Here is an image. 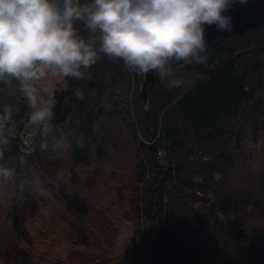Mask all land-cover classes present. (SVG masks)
I'll list each match as a JSON object with an SVG mask.
<instances>
[{
  "label": "trees",
  "instance_id": "1",
  "mask_svg": "<svg viewBox=\"0 0 264 264\" xmlns=\"http://www.w3.org/2000/svg\"><path fill=\"white\" fill-rule=\"evenodd\" d=\"M207 43L147 109L143 74L101 54L54 90L47 131L0 81V264H264V23Z\"/></svg>",
  "mask_w": 264,
  "mask_h": 264
},
{
  "label": "clouds",
  "instance_id": "2",
  "mask_svg": "<svg viewBox=\"0 0 264 264\" xmlns=\"http://www.w3.org/2000/svg\"><path fill=\"white\" fill-rule=\"evenodd\" d=\"M248 0H0V81H16L29 123L47 131L54 116V79H84L101 54L130 70L158 75L168 88L184 80L173 62L205 63L206 31L230 33L229 10ZM87 29L82 36L77 23ZM83 99V92L76 91ZM12 113H0V146ZM3 150L0 148V158ZM0 175L11 170L0 165Z\"/></svg>",
  "mask_w": 264,
  "mask_h": 264
},
{
  "label": "water",
  "instance_id": "3",
  "mask_svg": "<svg viewBox=\"0 0 264 264\" xmlns=\"http://www.w3.org/2000/svg\"><path fill=\"white\" fill-rule=\"evenodd\" d=\"M229 14L233 18L234 29L230 33L220 32L214 27H208L206 31L207 41L217 36H231L242 34L250 28H257L264 23V0H248L247 4H235L229 10ZM156 77V74L148 73L143 75L140 83V93L142 96L143 106L148 108V86Z\"/></svg>",
  "mask_w": 264,
  "mask_h": 264
},
{
  "label": "rangeland",
  "instance_id": "4",
  "mask_svg": "<svg viewBox=\"0 0 264 264\" xmlns=\"http://www.w3.org/2000/svg\"><path fill=\"white\" fill-rule=\"evenodd\" d=\"M49 86L53 90H58V89H61L64 87V81H63V79H54V80H51L49 82ZM33 137H34V133L27 131V135L24 138V146H25V148H28L29 151H31L30 141ZM122 243H123V240H122L121 244ZM61 247L64 249L65 248L64 244H62Z\"/></svg>",
  "mask_w": 264,
  "mask_h": 264
},
{
  "label": "bare ground",
  "instance_id": "5",
  "mask_svg": "<svg viewBox=\"0 0 264 264\" xmlns=\"http://www.w3.org/2000/svg\"><path fill=\"white\" fill-rule=\"evenodd\" d=\"M151 82H152V81H151ZM26 135H27V132H26V133L24 132V136H23V139L25 138V136H26Z\"/></svg>",
  "mask_w": 264,
  "mask_h": 264
}]
</instances>
